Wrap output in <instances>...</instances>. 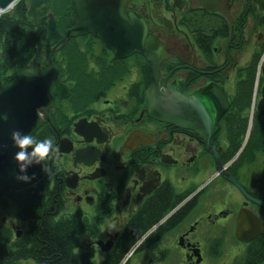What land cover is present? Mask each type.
Wrapping results in <instances>:
<instances>
[{
  "label": "flooded vegetation",
  "instance_id": "af4514ba",
  "mask_svg": "<svg viewBox=\"0 0 264 264\" xmlns=\"http://www.w3.org/2000/svg\"><path fill=\"white\" fill-rule=\"evenodd\" d=\"M125 8L146 22L144 43L154 34L163 44L162 90L171 82L184 95L209 86L228 103L209 140L206 133L151 117L145 92L153 77L144 55L114 57L99 37L78 35L87 72L98 77L110 65L122 66L120 79H106L97 96L78 103L71 101L75 82L60 79L72 88L42 114L41 125H50L59 148L47 161L50 187L61 201L54 217L79 219L73 246L78 264H264L255 243L264 235V152L239 158L256 116L264 117L257 109L264 84V0H127ZM44 48L43 42L35 66L48 58L50 45ZM60 50L53 54L57 67ZM250 82L248 108L239 118L227 117L245 96L238 90ZM80 118L78 133L74 122ZM238 136L239 148L224 160L229 139ZM1 206L15 212L9 200ZM0 222L16 236L27 229L16 215ZM239 223L249 239L237 235Z\"/></svg>",
  "mask_w": 264,
  "mask_h": 264
},
{
  "label": "water",
  "instance_id": "95a60500",
  "mask_svg": "<svg viewBox=\"0 0 264 264\" xmlns=\"http://www.w3.org/2000/svg\"><path fill=\"white\" fill-rule=\"evenodd\" d=\"M51 0H28L26 14L36 20L41 7L48 6ZM127 0H71L72 9L69 19L72 25L59 31L57 20L51 11L46 18L44 50L50 45L48 58L42 66L26 67L17 72L7 83L0 80V177L6 179L14 189H22L39 181L45 173L39 165L28 168L27 174L34 176L30 183L17 181V164L12 157L19 150L13 147L11 131L19 129L32 134L42 123V114L49 108L55 96L63 98L68 95L73 84L62 82L58 76V67L53 62V54L60 50L70 37L91 33L103 40L114 53V57H124L137 51L150 62L153 82L146 89V109L151 117L173 122L177 125L193 128L206 133V140L217 128L220 115L227 108V98L222 91L211 87L182 94L175 82L169 83L162 90L159 84L160 60L165 56L163 44L156 35L147 34L146 22L133 11H126ZM11 0H0V7H6ZM56 38V42L53 39ZM264 75V64H263ZM257 109L264 113V84ZM196 117H191V116ZM7 116V119H2ZM82 119L74 122V130L81 133ZM29 151H31L29 149ZM80 150H76V159ZM264 181V176L262 177ZM240 222V221H239ZM237 235L247 240L239 232Z\"/></svg>",
  "mask_w": 264,
  "mask_h": 264
},
{
  "label": "trees",
  "instance_id": "16d2710c",
  "mask_svg": "<svg viewBox=\"0 0 264 264\" xmlns=\"http://www.w3.org/2000/svg\"><path fill=\"white\" fill-rule=\"evenodd\" d=\"M27 5L28 0H20L12 12L0 16V80L2 83H7L17 72L26 67L35 66L40 60L48 11L56 17L59 31L65 32L72 24L69 19L70 0H51L48 6L41 7L36 20L27 17ZM79 37L82 36L69 38L66 45L59 51L61 62L57 63L59 78L71 79L75 82L71 100L73 103L97 96V85L103 84L106 79L113 83L122 77L118 73L122 68L121 65H108L110 68L98 77L94 73L87 72L86 58L79 47L81 41ZM257 58H254L250 64L253 70L256 68ZM94 60L100 62L99 58L94 57ZM146 74L150 77L148 71ZM250 88L251 82L248 88L238 90V95L244 93L245 96L237 97L238 101L231 108L233 111L225 113L227 117L239 118L242 114L241 110L248 108ZM246 122L247 116H243L241 132L245 131ZM32 135L37 140L53 138L50 125L46 122ZM242 140V136L229 139L230 143L226 147L228 152L224 160L234 155ZM255 151L264 152V117L260 116H256L252 134L248 137L239 158L249 161L253 158ZM48 179L49 175L45 174L33 185L14 190L5 178L0 177V204L9 200L15 209V215L27 223V229L20 236H16L7 225L0 222V264L79 263L78 256L73 252L80 228L79 219L67 215L54 217L60 208L61 201L58 191L55 186L50 187ZM255 243L258 246L256 250L260 249L264 254V235L262 238H257Z\"/></svg>",
  "mask_w": 264,
  "mask_h": 264
},
{
  "label": "clouds",
  "instance_id": "9594fccd",
  "mask_svg": "<svg viewBox=\"0 0 264 264\" xmlns=\"http://www.w3.org/2000/svg\"><path fill=\"white\" fill-rule=\"evenodd\" d=\"M19 3L20 0H11V3L6 7H0V16L12 12ZM2 119L6 120L7 116H3ZM11 140L13 147L19 149L12 157L18 167L17 181L30 183L34 176H29L27 170L33 165H39L43 173L51 175V167L47 161L59 154V148L54 144L53 138L47 137L43 140H37L32 134L14 129L11 131Z\"/></svg>",
  "mask_w": 264,
  "mask_h": 264
},
{
  "label": "rangeland",
  "instance_id": "374dc122",
  "mask_svg": "<svg viewBox=\"0 0 264 264\" xmlns=\"http://www.w3.org/2000/svg\"><path fill=\"white\" fill-rule=\"evenodd\" d=\"M1 205V204H0ZM2 217H5L6 221L15 219V212L6 211L3 207H0V221Z\"/></svg>",
  "mask_w": 264,
  "mask_h": 264
}]
</instances>
